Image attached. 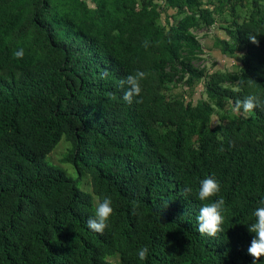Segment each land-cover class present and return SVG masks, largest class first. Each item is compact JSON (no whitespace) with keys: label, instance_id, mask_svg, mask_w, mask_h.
I'll return each mask as SVG.
<instances>
[{"label":"trees","instance_id":"trees-1","mask_svg":"<svg viewBox=\"0 0 264 264\" xmlns=\"http://www.w3.org/2000/svg\"><path fill=\"white\" fill-rule=\"evenodd\" d=\"M211 26L235 69L195 65ZM247 95L264 99V0H0V264H252L264 108L234 112ZM207 176L220 192L200 201ZM106 196L99 234L87 221ZM220 197L222 231L200 234Z\"/></svg>","mask_w":264,"mask_h":264},{"label":"clouds","instance_id":"clouds-1","mask_svg":"<svg viewBox=\"0 0 264 264\" xmlns=\"http://www.w3.org/2000/svg\"><path fill=\"white\" fill-rule=\"evenodd\" d=\"M258 34L248 35L247 39L252 44H259L257 39ZM148 46V42H145V47ZM17 59H22L24 56V50L21 48L14 53ZM147 73L137 70L135 74L128 75L124 80L120 81V86L127 85L124 91L122 99L131 104L133 97L140 96L142 88L141 81L146 79ZM254 81L251 79L241 80L240 86L243 87L246 84L251 85ZM140 102V101H137ZM264 108V99L258 95H247L243 99H236L233 105V111L240 113L241 109L244 113H250L255 108ZM220 183L214 176H207L199 181L198 199L200 201H208L211 198L217 196L220 192ZM193 189L190 186H186L183 189L182 195L187 196L192 193ZM135 208L136 202L132 201ZM261 206L257 207L253 215L255 222L248 226V231L254 233V237L251 240L250 246L247 249L248 254L253 258L252 264H257V261L264 256V199L259 201ZM225 200L220 197L213 202L204 204L199 209V215L197 216L198 232L202 235L215 237L222 231L221 225L224 223L225 212ZM113 213L112 200L110 197H104L103 200L98 203L95 216L89 218L87 221V227L99 234H103L105 229L109 226L108 221ZM149 249L147 246L142 247L138 251V257L140 260H146L148 257Z\"/></svg>","mask_w":264,"mask_h":264},{"label":"rangeland","instance_id":"rangeland-1","mask_svg":"<svg viewBox=\"0 0 264 264\" xmlns=\"http://www.w3.org/2000/svg\"><path fill=\"white\" fill-rule=\"evenodd\" d=\"M194 33L199 38L200 42L202 43V46L204 50H206V53L203 55V58L200 60H197L195 62V65L198 67L205 66L207 69H220V70H231L235 69L234 67V60L230 57H226L223 55L218 49L212 46V42L214 39V35L218 36H224V33L222 30L217 29L216 27H209V28H203L201 30H195ZM181 86H185L182 84ZM202 86L199 85L196 87V91L192 96V100L195 102L200 97H205V94L202 95L201 93ZM217 122V116L213 117V123ZM63 147L59 146V150L62 151ZM59 154H53L52 159L56 160L57 156ZM81 189H83V186H80Z\"/></svg>","mask_w":264,"mask_h":264}]
</instances>
